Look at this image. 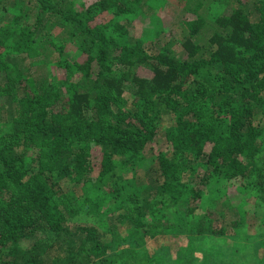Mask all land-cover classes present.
<instances>
[{
    "label": "trees",
    "instance_id": "trees-1",
    "mask_svg": "<svg viewBox=\"0 0 264 264\" xmlns=\"http://www.w3.org/2000/svg\"><path fill=\"white\" fill-rule=\"evenodd\" d=\"M181 1L166 30L168 0H0V264H144L157 237L261 226L264 0Z\"/></svg>",
    "mask_w": 264,
    "mask_h": 264
},
{
    "label": "rangeland",
    "instance_id": "rangeland-1",
    "mask_svg": "<svg viewBox=\"0 0 264 264\" xmlns=\"http://www.w3.org/2000/svg\"><path fill=\"white\" fill-rule=\"evenodd\" d=\"M182 3L181 0H168L167 5L163 7L160 17L166 30L179 26L186 18V14L181 9ZM155 31L153 21L147 20L144 23L137 22L135 27L131 28V35L135 36L134 39L143 42L145 46L154 48ZM163 140L164 138L158 135L155 141L146 147V160L137 174L141 181H151L155 177L158 164L155 152L157 149L161 152L166 149ZM99 155L100 151L94 152V161L99 158ZM99 171L98 167L95 168L92 174L94 180L97 179ZM68 187L70 188L69 185ZM81 188L83 189L82 185H75V188L70 189L78 191ZM78 194L81 195V192ZM243 198L246 209H250L248 221L255 222L252 218L255 212L256 217L261 219L262 224L258 228L252 225L246 229L236 230L235 233L228 234L226 237L184 235L179 236L180 242L177 244L166 236L157 237L138 249L140 258L147 261L144 264H264V199L259 201L254 198V194H244ZM205 207L206 204L199 210L200 215L205 213L207 209ZM218 209L220 214L232 216L229 209L220 206ZM76 220L82 221V215ZM75 223L77 222L71 225L75 226ZM29 245H31L30 241L23 242V246Z\"/></svg>",
    "mask_w": 264,
    "mask_h": 264
}]
</instances>
